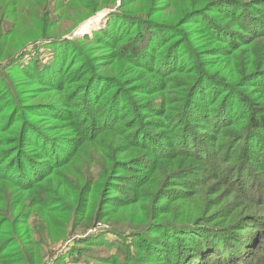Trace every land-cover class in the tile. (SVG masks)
Segmentation results:
<instances>
[{"label":"trees","instance_id":"obj_1","mask_svg":"<svg viewBox=\"0 0 264 264\" xmlns=\"http://www.w3.org/2000/svg\"><path fill=\"white\" fill-rule=\"evenodd\" d=\"M68 1L70 7L76 9L78 20L92 17L102 9H112L113 26L96 34L94 39L71 42L58 34L59 29L55 28L56 33L54 26L44 25L48 29L44 41H50L52 46L73 44L75 55L81 58L78 64L84 69L78 74L81 79L76 82L73 106L62 107L60 100L56 101L59 106L50 102L21 106L26 113L21 111L17 115L24 125L12 131L13 137L6 138V148H2L3 130H0V264H24L21 261L24 253L32 257L38 250H45L42 228L45 215L40 208L31 213L25 211L37 208L42 200L48 215H56V206L47 204L44 195L49 199L60 195L56 188L45 185L62 176L77 154L106 138L116 142V146L108 145L107 149L112 152L111 168L127 174L112 176L108 182L112 194L101 198L99 207L105 209L112 205L125 210L140 204L144 208L142 222L130 221V228L113 226L109 231L117 237L112 245L120 243L125 256L121 258L116 251L102 258L103 261L150 264L158 259L167 264H183L197 260L206 252L205 237L223 239L233 251L229 260H215L213 264H241V255H246L244 264H252V258H255L253 264H264V256H259L264 255L262 235L248 236L247 232H242L247 229V221H251V225H261L264 221V0L250 3L241 0ZM173 1V4L183 3L175 13L167 8ZM47 2L37 0L34 4L42 13L39 18L49 9H62V2L57 8ZM26 6L23 0L17 3V18L22 16ZM213 11L223 14L224 20L209 16ZM11 17L12 13L6 12L0 20V24L10 26L7 35L13 33L17 22ZM201 17L209 23H203L204 27L195 26L193 20ZM125 37L115 50L118 39ZM28 45L13 53L3 67L13 66L28 50ZM157 48L166 53L158 66L151 52ZM179 50L193 65L177 79L178 74L172 72L181 56ZM243 53L250 56L247 63L239 61ZM119 61L124 63L119 64ZM127 64L138 68L131 69ZM46 77L57 86L56 90L68 81L63 74ZM249 87H256L254 92L259 91V87L263 97L251 99L245 95ZM122 108L128 110L124 112ZM38 112H47L46 116H52L54 121H71V129L80 136L66 138L55 135L54 130L38 128L28 116ZM123 119L127 121L120 123ZM169 130L177 131L168 134ZM113 155L124 158L117 160ZM226 171L221 182L229 181L236 193L246 196L253 212L231 225L213 222L205 215L160 219L153 214L155 205L152 209L147 198L142 197L144 189H154L160 184L162 174L165 179L171 173L178 174L187 187L196 190L211 184L217 174L223 176ZM180 191L167 190L170 195ZM114 193H124L125 197ZM63 213L62 217H47V226L59 225L68 218L59 225L60 229L70 228L73 233L81 229L88 236L98 231L95 229L98 223L108 217L104 215L106 211L95 213L92 203L89 211ZM110 218L111 215L106 221L113 223ZM202 224V230L195 229ZM197 232L202 234L201 238L194 240ZM106 235L103 232L88 240L92 243ZM82 239V242L87 241V238ZM26 246L30 250H24ZM212 246L213 243L211 249ZM237 247L242 250L235 252ZM253 247L254 254L248 253ZM11 248L13 252L9 254ZM11 257L20 259L11 261ZM215 257L218 256L210 258V263ZM63 258L53 262L58 263Z\"/></svg>","mask_w":264,"mask_h":264},{"label":"rangeland","instance_id":"obj_2","mask_svg":"<svg viewBox=\"0 0 264 264\" xmlns=\"http://www.w3.org/2000/svg\"><path fill=\"white\" fill-rule=\"evenodd\" d=\"M20 1L21 0H0V20L6 12L12 13V20H17L16 25L13 27V33L8 35L7 32L10 26L6 25V23L0 24V130H3L1 132V145H4L2 148H6V138L13 137L12 131L22 129L24 125L21 116L17 115L21 111L26 113L25 110L20 108L21 106L40 102H50L59 106L56 102L58 100L62 101L60 104L62 107H67L69 105L73 106V103H76L71 100L77 94L76 88L78 85H76V82L81 79L78 77V74L84 69L81 64H78L81 58L75 55L73 44L68 43L62 46L53 44L52 46L50 41H44L43 36L46 35L48 30L44 25L47 27L49 24L54 26V31L55 28L59 29L60 33L55 32L68 38L71 42L77 41L76 39H94L95 36H97L96 34H100L101 31L107 30L113 26V21H111L110 18L112 9H102L97 11L92 17L78 20L77 11L75 8L70 7V2L68 0H48L47 3L55 8H57L59 2H62V9H49L50 12L47 11L41 18H39V16L42 13H39L37 11L38 7L34 5L37 0H23L27 6L21 13L22 16L17 18L18 10L16 6ZM41 1L42 0H40V2ZM241 1L250 3L254 0ZM173 3L174 1L170 6H167V8L169 7V11L173 13L179 11L183 6L182 2ZM8 4L10 6H8ZM165 4L167 3L163 5ZM222 15L223 14H219V12L216 11L209 13V16H219L217 18L218 20H224L222 19ZM100 16L101 18L99 21L97 19ZM193 22L195 26L203 27L205 26L203 23H209L206 21L205 17L195 19ZM87 23L91 24L84 27L83 29L85 30L82 29L80 31V28ZM230 29L233 30V27H230ZM83 31L85 32L82 33ZM48 32L51 31L49 30ZM120 38L114 46L115 50L117 46L126 40V37L124 40H120ZM25 45H28L26 48L28 50L25 54L21 55L17 62L13 66L3 67L4 64H7L8 58L10 59L13 53ZM257 51L261 52V48H258ZM151 52L152 57L155 59L156 66L160 65L166 53L163 51L160 52L158 48ZM183 53L184 52L181 50L178 51V54L181 56H179L180 59L178 62L175 63V68L172 72L174 75L178 74L177 79L181 78L180 75L183 71L188 70L193 65V61L188 60L187 55ZM249 60L250 56L245 53L242 54V57H239V61L243 63H247ZM123 63L124 62L119 61V64ZM128 66L131 69L138 68L134 64ZM54 67L56 70L53 71ZM139 73L140 71H136V74ZM61 74H63L65 78L67 77L68 81L65 82L66 84L63 87L56 90L57 86L49 83L50 77L46 76L53 75L58 77V75ZM81 84H83V82H81L79 86ZM253 88L256 87H249L245 95L249 96L251 99L260 98V96H262L261 94H263L260 88L258 87L259 91L256 92L253 91ZM103 98H105V96ZM100 102L102 101H99V103ZM126 110L128 109L125 108L123 111L125 112ZM46 113L38 112L35 113L36 115L30 113L28 116H30V120L36 122V124L39 125L38 128L42 130H54L53 133L55 135L66 138L80 136L76 134L77 132L74 129H71V121L66 119L54 121L51 119L52 116H46ZM127 114L128 112L125 113L124 116H127ZM71 115L66 116L70 117ZM126 121L127 119H123L120 123H125ZM242 122L241 124H244L245 119L242 120ZM176 131L177 130H169L168 134H174ZM262 133L264 134V130ZM108 145L116 146V142L109 138L98 140L93 148L86 150L84 153L77 154L76 158L69 164L71 165L70 168L62 172V176L48 181L45 185L46 187L56 188L60 195L56 199H49V196L44 195L47 204L56 206V215H48V211L44 208L42 200L39 201L40 205L37 208L25 211L26 213H31L40 208L43 212L42 214L45 215L42 222L43 227L41 226L44 232L45 250H42V252L38 250L36 255L32 257H30L28 253H24L21 259L24 264H30L28 262L29 260L33 261L32 264H40V262L41 264H111L108 260L103 261L102 258L109 257L116 251L120 253L121 258L125 256V251L121 249L120 243L112 245V243L116 242L117 237L109 231L113 226L115 228H130L128 225L130 221L137 220L138 222H142L143 220L141 217L144 207H140V204L135 208L125 210H119L112 205L107 206L105 209L104 207H99L101 198H104L105 195L111 196L112 194V191H110L111 188L108 186V182L113 178L112 176L117 173V176L120 174H127L123 171L119 173L120 171L118 169L111 168L112 152H108ZM106 152H108V154L105 155ZM113 157H116L117 160H122L124 158V156L117 157V155H113ZM226 173L227 171L223 176L217 174L216 177L213 178L211 184L202 185L196 190L187 187L185 181L179 178L178 174L174 175V173H171L168 179H165L162 174L163 177L159 176L160 184L154 189H144L142 197L147 198L146 200L149 202V207L152 209L155 205L153 214L156 216L158 215L157 217L160 219H172L176 217L186 218L188 216L198 217L205 215L210 217L213 222L221 223V225L224 226L231 225L232 222H236L242 217L253 215V212L250 210L247 203L249 199L246 198V196L238 192L236 193L229 181L225 184L221 182L222 178L226 176ZM162 179H164V182ZM232 180L233 178L230 182H232ZM93 182H95V184L91 187ZM98 189L99 192L97 193ZM171 189H180L181 193L170 195L167 190ZM114 194L125 197L124 193ZM178 198L182 199L178 200ZM26 203L32 204V202ZM91 203L95 213L97 210L99 213L106 211L107 213H104V215L108 217L111 215L110 219L113 223L107 222L106 219L108 217H106L105 220H102V223H98L97 228H95L98 231H93L92 234L90 233V236H88L87 233H82L81 229H78L76 233L70 231V228L60 229L59 225L67 222L68 218L59 223V225L47 226V217H62V214H64L63 211H75L76 213H80V211H89ZM101 216H103V214ZM76 218H78V215ZM32 221H35L34 218H32ZM250 222L251 221L246 222L245 227L247 229L242 232H247L248 236L253 234L262 235V237H264V221L261 225H251ZM203 225L204 224L198 225L195 229L200 228L199 230H202L201 228H203ZM144 226L145 223L142 227ZM210 226H213V224ZM103 232L107 235L94 239L92 243L88 240L89 237H96ZM197 234L194 240L201 238L199 236L202 234L199 232H197ZM219 236L221 237V234ZM262 237L260 236V242L263 243L264 238ZM82 238H87V241L82 242ZM34 239L39 242L37 238L34 237ZM204 240L208 244V247H204L206 252L200 255L197 260L184 262L183 264H213L215 260L225 261L231 258L233 251L229 250L227 245H225L227 244L225 240H212L205 237ZM208 241L213 243V249H211V243H208ZM190 243L191 240H188L187 244ZM232 243L234 244V242ZM254 247L253 249H248L247 252L250 254L253 252L254 254ZM215 249H217V251ZM24 250H30V247L26 246ZM212 250L215 253H213ZM238 250L242 249L238 247L234 249L235 252H238ZM11 252H13V248L9 250V254H11ZM259 252L260 251H257V253ZM63 256L64 258L60 262L54 263L59 257ZM214 256L218 257H215L210 263V258ZM256 256L258 255H255V257ZM259 256L263 257L264 255L260 254ZM241 257H243V259L239 257V262L244 264L246 255H241ZM19 259V257L10 258L11 261ZM250 262L253 264L255 258H252ZM159 263L167 264V262H160L158 259L150 264Z\"/></svg>","mask_w":264,"mask_h":264},{"label":"bare ground","instance_id":"obj_3","mask_svg":"<svg viewBox=\"0 0 264 264\" xmlns=\"http://www.w3.org/2000/svg\"><path fill=\"white\" fill-rule=\"evenodd\" d=\"M100 18H101V16L97 19V20H99L100 21ZM96 20V21H97ZM95 21V22H96ZM98 22V21H97ZM91 23H87V24H85L84 26H82L81 28H80V31L84 28V27H86V26H89ZM88 28V27H87ZM83 30H85V29H83ZM85 31H83L82 33H84ZM78 33V32H77Z\"/></svg>","mask_w":264,"mask_h":264}]
</instances>
